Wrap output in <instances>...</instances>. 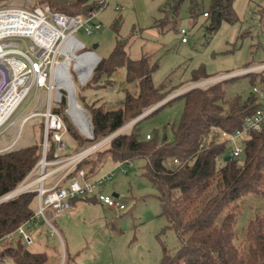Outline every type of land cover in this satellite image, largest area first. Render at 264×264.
Masks as SVG:
<instances>
[{
	"label": "rangeland",
	"instance_id": "obj_1",
	"mask_svg": "<svg viewBox=\"0 0 264 264\" xmlns=\"http://www.w3.org/2000/svg\"><path fill=\"white\" fill-rule=\"evenodd\" d=\"M89 2L98 3L99 0ZM189 5L190 0H110L107 6L93 16L92 23L99 25V29H93L90 34H86L81 28L73 34V37L83 45V48L75 50L74 53L80 55L92 51L100 59L106 58L119 40L124 45V52L128 58L136 60L148 57L150 63L156 64L157 69L152 74V83L155 88L165 92L178 88L171 95L185 92L201 82L236 73L238 78L222 85L224 99L231 100L237 96L246 98L253 93L254 88L264 92V83L260 81L264 73L259 74L253 84L250 83L249 77H239L245 75L240 74L244 68L264 63V0H234L237 22L234 24L223 22L218 30L212 33L206 30L208 18L201 14L209 9L210 0H203L199 4L200 13L195 17L189 16L187 11ZM118 6L121 8L118 9ZM175 6H179L176 14L173 12ZM37 9L40 7L34 0H8L0 5V11L21 10L31 14ZM182 28L186 31V43H181L180 40L179 30ZM7 36L14 37L0 40V43L5 44L6 50L25 53L31 59L41 56L43 51H40L29 37ZM56 45L48 57L47 54L43 56L48 66L53 60L61 63L65 59L64 55L53 56ZM20 59L26 64L24 58ZM73 65L74 60L71 61L70 74L75 84L76 97L79 105L85 110L82 100L85 98L83 95L92 74L87 82L80 84ZM200 70L210 78L191 82L193 72ZM110 77L112 81L110 80L107 87L92 92L97 93L96 97H102L106 110H116L121 106L125 92L133 91L135 82L126 81L124 67L118 68ZM48 82L49 78L46 80V86L32 88L0 127V132H8L0 137V143L11 142L12 138L17 136L14 146L0 153L21 147L22 139L29 134L44 132L43 113L47 110L50 113L52 110L66 113V107L55 100L56 89H52L49 100ZM217 82L220 81L216 80L198 88H205ZM90 92L91 90L88 94ZM257 100L264 111V101ZM183 107L184 99L176 98L152 116L143 119L137 125L140 135L144 137L157 133L161 138L165 134L170 140L171 128L177 125ZM68 118L71 121L69 116ZM71 123L73 124L72 121ZM128 123L130 121L122 127ZM75 128L86 138L76 126ZM61 131L66 132L65 129ZM10 132L15 134L11 135ZM62 141L65 150L60 152L62 155L60 156L65 158L95 144H85L78 148L67 133L63 134ZM40 145L42 148V141ZM105 145L97 148L95 152L103 150ZM242 161L243 157L239 164ZM38 162L17 188L37 178ZM145 164L142 158L122 164L107 160L99 175L113 171V176L103 183L101 192L110 196L117 195L125 209L115 211L97 202L80 200L75 201L73 209L67 213L57 218L50 217L52 227L41 217H35V223L27 224L34 239L33 244L27 247L28 250L44 251L48 255L47 264H161L164 256L173 257L180 247V242L175 232L168 228L166 218L160 216L161 206L156 197L157 191L142 174ZM36 166L35 173L31 175ZM52 168L53 166L49 167L47 171ZM57 176L59 175L46 180L45 185H50ZM37 187L35 184L19 195L35 192ZM31 207L35 213L36 200ZM263 208L264 200L246 199L235 225L238 239L244 237V229L249 218L253 216V211ZM36 226L42 231L40 240L44 243H40L38 239L35 241L39 234L36 233Z\"/></svg>",
	"mask_w": 264,
	"mask_h": 264
},
{
	"label": "trees",
	"instance_id": "obj_2",
	"mask_svg": "<svg viewBox=\"0 0 264 264\" xmlns=\"http://www.w3.org/2000/svg\"><path fill=\"white\" fill-rule=\"evenodd\" d=\"M6 1L0 0V5ZM202 1L190 0L187 8L190 17L200 13L199 4ZM34 2L40 8L47 6L51 12L70 16L90 15L100 10L97 2L91 3L89 0ZM233 4L234 0H210L209 9L201 13L209 20L207 32L217 31L223 22H237ZM178 8L174 7L175 14ZM120 67H124L128 83L137 82L138 92L136 95L125 92L124 100L116 110H106L103 105H84L90 117L93 138H84L66 113L52 110L78 148L103 140L178 90L165 92L155 88L152 74L157 69L156 64L150 63L148 57L136 60L128 58L119 40L109 56L98 62L86 89L99 88L97 83L100 79L103 76L109 78ZM261 73L264 71L239 77L247 76L253 84ZM208 78L200 70L193 72L191 82ZM236 78L238 76L205 88L191 89L145 117L152 116L174 99L182 97L183 112L177 125L171 128L170 140L165 134L159 138L157 133L150 135L149 139H146V135L142 137L137 125L143 118L132 125L127 133L114 137L103 150H97L75 168V171L85 170L89 177L98 174L107 160L114 163L136 158L145 160L142 174L157 191L160 216L166 218L168 228L175 232L180 242L174 256H164L161 264H264V208L253 211L241 240L235 231L237 216L246 199L264 200V123L260 130L250 132L242 142V155L228 160L225 158L229 156V146L227 143H217L210 132V127H217L232 133L245 118L261 108L254 93L246 98L237 96L231 100L224 99L223 83ZM260 81L264 83V77ZM205 139H208L206 148H200ZM47 140L50 143L47 155L50 159L55 143L51 134H48ZM41 151V145L35 144L0 153V198L13 192L25 179L39 161ZM241 157L243 161L239 164ZM174 160L178 164L170 165ZM77 199L97 202L95 198L85 197L76 198L71 203ZM34 200H37V193L30 192L0 204V239L22 224L35 222L31 207ZM4 261L9 264H47L48 255L28 250L22 239L16 236L13 241L2 245L0 264Z\"/></svg>",
	"mask_w": 264,
	"mask_h": 264
},
{
	"label": "built area",
	"instance_id": "obj_3",
	"mask_svg": "<svg viewBox=\"0 0 264 264\" xmlns=\"http://www.w3.org/2000/svg\"><path fill=\"white\" fill-rule=\"evenodd\" d=\"M109 1L110 0H99L98 4L100 6V10L107 6ZM117 8L120 9L121 7L118 6ZM37 10L41 11L43 19L45 20L47 25L52 26L58 33L57 39L52 45V48H54L57 44L53 55L54 57L56 55H62L59 50L62 49L70 39L73 42H76L79 46L78 41L73 37V34L79 29L83 28L86 34H90L93 29L100 28L99 25H95L92 23L93 16L97 12L90 15L76 14L70 16L59 12H51L47 6ZM205 15L206 14H204V16ZM179 35L181 43H186L187 40L185 29H180ZM0 44L4 47V50L2 52L0 51V107L6 103V99L11 90V83L16 82L17 84L14 89V94L19 97V101L13 110L14 112L22 102L26 94L32 88L37 89L46 86V80L47 78H50L52 68L57 64V62L53 60L48 66V63L45 59H43V56L47 54L48 57L49 53L53 49H42L34 42L33 44L37 46L40 51H43L41 53V56L35 59H31L27 54L19 51L6 50L5 44ZM20 58H24L26 64ZM21 63L23 64L22 66H20ZM258 71H264V63L242 70L240 71V74L256 73ZM233 75H238V73ZM229 76L232 75H227L224 78H227ZM221 78L222 77L216 80L218 81ZM216 80L210 79L192 87L198 88L199 86H204L205 84L214 83V81ZM253 93L255 94L257 99H261L264 101V92L261 89L254 88ZM177 94L179 93H175L170 97H173ZM150 109H148L143 114L149 112ZM11 114L1 122L0 127L5 124ZM43 116L45 118V122L42 151L41 159L37 164V166H39V171L38 173H36L37 178L34 181L30 182H33V184L28 187L30 188L35 184L38 185L37 189L35 190V192L37 193V211L34 213V218L41 217L49 226H51L50 217L57 218L67 213L71 210L72 200L85 197L95 198L99 204L106 208H110L115 211L124 210L125 207L123 203L118 200V198L103 194L101 192V186L113 176V171H109L102 175H99L98 173L95 176L89 177L86 176V172L83 169L75 171L76 166L81 161L86 159L88 156L94 153L97 148H100L101 146L95 148L92 151H89V149L94 146L92 145L73 156L66 158L61 157L60 152L64 151V143L62 141V137L63 134L66 133L61 130L65 129V127L61 119L52 112L50 113L49 110H47L46 113H43ZM263 123L264 111L262 110V108H260L254 114L245 118L242 124L236 127L232 133H227L217 127H210V132L211 135L215 136V141L217 143H227L230 150L229 157L238 158L243 153L242 142L249 137L250 132L260 130ZM130 127V123L126 124L124 127H122L123 129L118 132L116 136L123 134L124 131H126ZM48 134L52 135V139L55 143V150L52 154V158L50 159H47V155L50 151V144L48 145L47 140ZM149 138L150 135L147 134L146 139ZM208 139H210V137H208ZM208 139H205L203 141V143L200 145V148H206ZM177 164V160H174L170 165ZM37 166L35 167L33 172H31V175L35 173ZM52 166L53 168L47 171V169ZM57 174L59 176H57L56 180H53L50 185H45L46 180L54 178ZM26 225L27 224L25 223L18 226L15 231L0 239V251L2 249V245L5 242L13 241L16 236H19L27 247L32 245L34 242L32 232ZM3 264L9 263L7 261H4Z\"/></svg>",
	"mask_w": 264,
	"mask_h": 264
},
{
	"label": "bare ground",
	"instance_id": "obj_4",
	"mask_svg": "<svg viewBox=\"0 0 264 264\" xmlns=\"http://www.w3.org/2000/svg\"><path fill=\"white\" fill-rule=\"evenodd\" d=\"M30 17L36 19L37 21L31 19ZM7 35H18L16 37H29L40 48L51 50L52 45L57 39L58 33L52 26L47 25L43 19L41 11L39 10L34 11V13L31 14L21 10H1L0 40L6 37H14ZM76 49H79V46L76 42H73L70 39L65 44V46L59 50V52L65 56V59L63 62H57V64L53 66L47 86L48 92L52 91V89H56L55 91L59 90L60 88L69 89L71 84L75 87L72 75L70 74L72 60H74L73 70L75 73H77L79 83L84 79L85 72L89 67L92 56L83 55L79 57L74 53ZM3 50L4 47L0 44V51L2 52ZM22 65L23 64L21 63L20 66ZM16 84V82L11 83V90L6 99V103L0 107V124L13 112L16 104L19 101V97L14 94ZM78 125L82 130H85L83 122H78ZM97 147H99V145H94L89 149V151H92ZM32 184L33 182H28L18 187L15 191L9 193L8 195L11 196L12 194H19Z\"/></svg>",
	"mask_w": 264,
	"mask_h": 264
},
{
	"label": "water",
	"instance_id": "obj_5",
	"mask_svg": "<svg viewBox=\"0 0 264 264\" xmlns=\"http://www.w3.org/2000/svg\"><path fill=\"white\" fill-rule=\"evenodd\" d=\"M79 43V48H83V45ZM83 55H91L92 56V60L89 64V67L87 68V71L85 72V76L84 79L82 81H80V84H84L85 82H87V80L89 79V77L91 76L94 68L96 67V65L98 64V62L100 61V58L98 56H96L92 51L90 52H85L83 54L78 55L79 57L83 56ZM232 77H237V75H232L229 76L227 78H232ZM226 79V78H221L219 81ZM195 87L189 88L187 91L194 89ZM185 91V92H187ZM185 92H181L173 97H168L167 99L163 100L162 102L158 103L157 105L153 106L152 109H150L149 112L145 113V114H141L138 117H136L135 119H133L132 121H130V126L134 125L135 123H137L138 121L142 120L143 118H145L147 115H149L150 113H152L153 111H155L157 108H159L161 105L165 104L167 101L184 94ZM55 100L58 101L61 105H64L66 107L65 112L66 114L70 117L71 121L73 122V124L78 128V130L86 137V138H93V133H92V126H91V121H90V117L88 115V113L84 110V108H82L77 100L76 97V89L75 87L71 84L69 89H63L60 88L59 90H57L55 92ZM78 122H83L84 126H85V130H82L80 128V126L78 125ZM123 128L118 129L117 131H115L114 133H112L111 135H109L108 137L104 138L103 140L95 143L94 145H99L102 146L104 144H106L107 142H109L110 140H112L114 137H116V135L118 134V132H120ZM230 157L227 156L225 158V160H228ZM16 190V189H15ZM14 190V191H15ZM20 194V193H19ZM19 194H12L10 195H5L2 198H0V204L19 195ZM113 197L117 198V195H113Z\"/></svg>",
	"mask_w": 264,
	"mask_h": 264
},
{
	"label": "crops",
	"instance_id": "obj_6",
	"mask_svg": "<svg viewBox=\"0 0 264 264\" xmlns=\"http://www.w3.org/2000/svg\"><path fill=\"white\" fill-rule=\"evenodd\" d=\"M79 42V41H78ZM101 60V59H100ZM110 80L112 81V79H111V77H109V78H107V77H105V76H103L101 79H100V81L97 83V85L99 86V88H96V89H93V88H89V89H86L85 90V93H84V100H83V104H86L87 106H89V105H91V104H94L95 106H100V105H105V103L103 102V100L101 99V98H99V97H96V95H97V93H95V92H92V91H96V92H98V91H100V90H103L105 87H107L108 86V83L107 84H105V82H107V81H109V83H110ZM91 90V92L88 94V91H90ZM52 92L53 91H50L49 92V100H50V98H51V94H52ZM56 92V91H55ZM137 92H138V87H137V82L135 81V85H134V89H133V91L130 93V94H132V95H136L137 94ZM35 103H33V105H34ZM33 110V109H32ZM131 128V127H130ZM130 128H128L129 130H130ZM128 130V131H129ZM8 132H0V137H2L4 134H7ZM11 133V135H13V134H15V132H10ZM124 133H127V132H124ZM123 133V134H124ZM16 139H17V136L16 137H14V138H12V141L11 142H2V143H0V152H2V151H4V150H6V149H8V148H12L13 146H14V144H15V141H16ZM73 140V139H72ZM41 141H43V132H34V134H29V135H27V136H25L23 139H22V145H21V147H19V148H24V147H28V146H31V145H35V144H37V145H40V143H41ZM74 141V140H73ZM74 143H75V146H77V144H76V142L74 141ZM15 149H18V148H15ZM64 150H65V144H64ZM61 155V154H60ZM62 156V155H61ZM64 157V156H63ZM126 162V161H125ZM118 164H122V163H124V162H117ZM127 163V162H126ZM102 170V169H101ZM100 170V171H101ZM99 171V172H100ZM65 183V182H64ZM65 185V184H64ZM113 195H115V194H113ZM112 195V196H113ZM80 200H82V201H86V200H84V199H77V200H75V201H80ZM74 201V202H75ZM74 202L73 203H71V209H73V204H74ZM91 202H95V201H91ZM98 203V202H97ZM35 223V222H34ZM28 224V223H27ZM35 225V224H34ZM27 226V225H26ZM35 227V226H34ZM39 227H40V224H39ZM31 230V229H30ZM32 231V230H31ZM39 233L38 234V236H37V238L35 239V241L38 239L39 241H40V243H44L43 241H41L40 239L42 238V231L41 230H38V226H36V233ZM43 247V246H42ZM46 247V246H45ZM41 252H44V251H41Z\"/></svg>",
	"mask_w": 264,
	"mask_h": 264
}]
</instances>
